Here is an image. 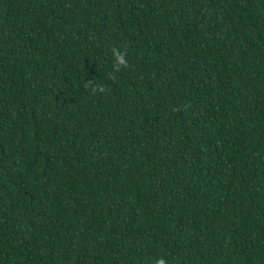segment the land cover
Wrapping results in <instances>:
<instances>
[{
  "label": "trees",
  "instance_id": "1",
  "mask_svg": "<svg viewBox=\"0 0 264 264\" xmlns=\"http://www.w3.org/2000/svg\"><path fill=\"white\" fill-rule=\"evenodd\" d=\"M160 258L264 264V0H0V264Z\"/></svg>",
  "mask_w": 264,
  "mask_h": 264
},
{
  "label": "clouds",
  "instance_id": "2",
  "mask_svg": "<svg viewBox=\"0 0 264 264\" xmlns=\"http://www.w3.org/2000/svg\"><path fill=\"white\" fill-rule=\"evenodd\" d=\"M112 53H113V56H114L115 61H116V64L114 65V70L116 72H119L121 70V67H124V68L130 67L128 60L126 59V56H127L126 51L121 52L116 47H113ZM110 78H112L111 75H110ZM89 83L90 82H88V84ZM106 90H107L106 86H100L99 87V92H101V93L105 92ZM156 264H167V261L163 258H160L156 261Z\"/></svg>",
  "mask_w": 264,
  "mask_h": 264
}]
</instances>
